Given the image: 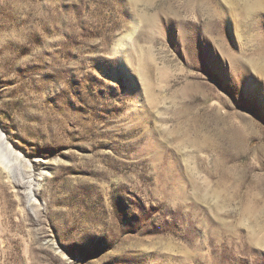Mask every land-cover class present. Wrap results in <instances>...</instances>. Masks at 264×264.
Masks as SVG:
<instances>
[{"label":"rangeland","instance_id":"374dc122","mask_svg":"<svg viewBox=\"0 0 264 264\" xmlns=\"http://www.w3.org/2000/svg\"><path fill=\"white\" fill-rule=\"evenodd\" d=\"M264 0H0V264H264Z\"/></svg>","mask_w":264,"mask_h":264},{"label":"bare ground","instance_id":"6f19581e","mask_svg":"<svg viewBox=\"0 0 264 264\" xmlns=\"http://www.w3.org/2000/svg\"><path fill=\"white\" fill-rule=\"evenodd\" d=\"M259 71L264 73V65H259Z\"/></svg>","mask_w":264,"mask_h":264}]
</instances>
